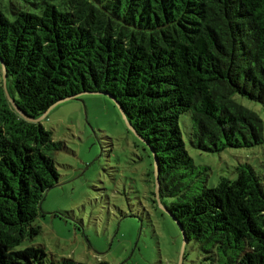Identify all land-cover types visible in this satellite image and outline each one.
<instances>
[{
  "label": "trees",
  "instance_id": "trees-1",
  "mask_svg": "<svg viewBox=\"0 0 264 264\" xmlns=\"http://www.w3.org/2000/svg\"><path fill=\"white\" fill-rule=\"evenodd\" d=\"M54 1L0 9V62L24 115L1 78L0 264H84L17 249L40 232L65 148L27 118L81 93L113 98L149 150L160 204L199 252L191 264H264V176L240 162L208 188L209 168L186 149L264 145V119L241 103L264 111V0Z\"/></svg>",
  "mask_w": 264,
  "mask_h": 264
},
{
  "label": "rangeland",
  "instance_id": "rangeland-1",
  "mask_svg": "<svg viewBox=\"0 0 264 264\" xmlns=\"http://www.w3.org/2000/svg\"><path fill=\"white\" fill-rule=\"evenodd\" d=\"M6 7L8 0H0L4 13ZM241 103L264 119L259 104ZM39 123L65 148L54 154L59 182L45 192L34 221L40 232L17 249L41 247L50 259L84 264H178L182 235L151 202L152 156L116 104L101 94H84L57 104ZM186 149L196 166L209 168L208 188L222 176L234 179L233 168L240 162L264 176V145L219 153ZM184 252L182 264L199 257L193 244Z\"/></svg>",
  "mask_w": 264,
  "mask_h": 264
},
{
  "label": "water",
  "instance_id": "water-1",
  "mask_svg": "<svg viewBox=\"0 0 264 264\" xmlns=\"http://www.w3.org/2000/svg\"><path fill=\"white\" fill-rule=\"evenodd\" d=\"M0 67H1V76H2V82H3V88H4V91H5V93H6V97H7V99H8V101H9V103L12 105V107L20 114V115H22L23 117H24V115L23 114H21V112L20 111H18V109L16 108V106H15V103H14V101H13V99L9 96V94H8V92H7V88H6V72H5V68H4V66L2 65V63L0 62ZM84 94H88V93H81V94H79V95H77V96H73V97H68V98H65V99H63V100H61L60 102H58L57 104H60V103H62V102H65V101H68V100H73V99H75V98H77L78 96H80V95H84ZM91 94H101V95H105V94H102V93H91ZM105 96H107V95H105ZM107 97H109V96H107ZM115 104H116V102H115V100L113 99V98H111V97H109ZM56 106V105H55ZM55 106H52V107H50L46 112H44L43 113V115L42 116H40L39 118H37V119H28L27 118V120H30V121H33V122H40L48 113H49V111L51 110V109H53V107H55ZM116 106L118 107V105L116 104ZM119 109V111H120V113H121V116H122V118H123V120L125 121V123H126V125H127V127H128V129L129 130H131L135 135H136V133L134 132V130L131 128V126H129V124L127 123V121H126V118H125V116H124V114L121 112V110H120V108H118ZM140 139V138H139ZM141 140V139H140ZM142 141V140H141ZM154 178H155V189H154V191H155V194H156V197H155V199H156V201H157V203H158V205L161 207V209H163L167 214H168V212L165 210V208L160 204V200H159V197H158V188H159V185H158V182H157V173H156V165H155V162H154ZM169 215V214H168ZM170 216V215H169ZM171 217V216H170ZM172 218V217H171ZM173 220V219H172ZM174 222H175V224L178 226V224H177V222L175 221V220H173ZM178 228H179V226H178ZM185 245H186V243H185V241H184V238H183V236H182V248H181V251H180V258H179V262H178V264H182V258H183V254H184V250H185Z\"/></svg>",
  "mask_w": 264,
  "mask_h": 264
}]
</instances>
